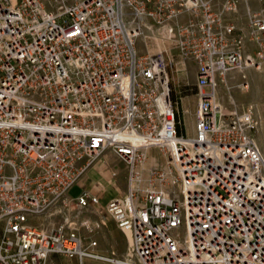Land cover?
Listing matches in <instances>:
<instances>
[{"label": "built area", "instance_id": "obj_1", "mask_svg": "<svg viewBox=\"0 0 264 264\" xmlns=\"http://www.w3.org/2000/svg\"><path fill=\"white\" fill-rule=\"evenodd\" d=\"M240 1L0 0V264H48L52 255L264 264L258 120L219 100L220 79L264 59V9L250 11L247 35L228 18ZM149 24L195 62L192 136L182 132L164 53L138 51ZM153 149L165 161L145 168ZM110 150L128 169L127 195L106 208L131 234L124 260L76 228L30 223ZM74 199L81 209L101 200L87 190Z\"/></svg>", "mask_w": 264, "mask_h": 264}, {"label": "rangeland", "instance_id": "obj_2", "mask_svg": "<svg viewBox=\"0 0 264 264\" xmlns=\"http://www.w3.org/2000/svg\"><path fill=\"white\" fill-rule=\"evenodd\" d=\"M151 25V26H150ZM151 29H145L146 35L150 36V39L139 38L137 41V48L141 54L163 52L168 61V71L173 87V94L175 100L178 101L176 106L177 112L180 109L183 118V125L181 126L182 132L186 136H192L194 129L192 126V117L190 109H194V113L198 104V83L195 80V74L197 75V68L195 62L190 59L185 61L177 49H174V44L163 42L167 36V30L164 28H158L154 24H149ZM146 41V42H145ZM249 42V41H247ZM256 49H254V55L258 52L257 44L252 41ZM260 62L264 59H258ZM172 62V63H171ZM261 67L257 66L247 67L232 70L228 73L225 79H220L219 82V100L221 105L228 110L244 111L252 109L258 120V129L254 134L257 142H259L264 155V61ZM261 64V63H260ZM178 75L180 76L178 78ZM189 110H187V109ZM186 110V111H185ZM179 115V112L177 113ZM196 114V113H195ZM112 151V150H111ZM114 152V151H113ZM114 155H104L103 165L108 172V175L112 178V183L102 190L99 185H95L98 191L97 193L100 199L107 198L110 195H121L122 192L126 193L120 197L124 198L128 191V169L127 165L120 160L118 155L114 152ZM157 163L164 162V158L157 149H153L150 155L149 162ZM150 164V163H149ZM151 164V165H153ZM86 176V175H85ZM84 176V177H85ZM83 177V178H84ZM82 181V180H81ZM79 182L68 195L60 200L55 207L42 216H37L30 219V223L38 226L41 229H53L59 226L65 228H76L79 232L88 238V240L95 239L94 226L90 224L87 227V220L90 218L88 211L81 209L77 206L74 197L83 190H87V187H91L93 183L85 181ZM101 185L105 186L104 183ZM79 188V191H76ZM76 189V190H75ZM89 191V190H87ZM99 212L98 214H100ZM109 227L111 228V236L114 239V244L120 249L126 242V237L121 234L119 229L115 228L113 222L110 221ZM95 229V228H94ZM94 232V233H93ZM99 238L98 234H95ZM117 239V241H115ZM107 243L104 239L102 244ZM108 244V243H107ZM117 260H124L123 257L117 252L114 255ZM48 264H80L76 256L68 257L62 255H52L49 258ZM83 264H118L110 261H97L93 259H87Z\"/></svg>", "mask_w": 264, "mask_h": 264}, {"label": "crops", "instance_id": "obj_3", "mask_svg": "<svg viewBox=\"0 0 264 264\" xmlns=\"http://www.w3.org/2000/svg\"><path fill=\"white\" fill-rule=\"evenodd\" d=\"M264 9V0H249V1H240V9L239 12L235 15H229L228 18L233 21L234 24H236L240 29H242L244 31L245 34H249V30L247 27V23H248V16L250 11H259V10H263ZM246 48L248 51H250V53L254 52V49H256L255 44L252 41H249L246 43ZM264 61V60H263ZM263 61H261L260 65H262ZM180 76L178 75V78ZM195 80H197V75L195 74ZM220 91V90H219ZM187 109V108H185ZM189 110V109H187ZM186 111V110H185ZM191 114L193 113V117H192V126L194 129V125H195V113H194V109H190ZM179 114L181 119L182 118V114L180 112L179 109ZM184 123V122H183ZM195 132V129H194ZM153 150L150 151V155L151 152ZM107 154L110 155H114L113 151H107L104 155L107 156ZM155 159V162H157V159ZM104 156L101 158V160L97 163L96 167L91 169L86 176L82 179V183H84L85 181H90L91 183H93V185L90 187H87L86 189L91 191V192H95L98 191V189L95 187V185H99L101 187L102 190H105V187L110 185V183H112V178L108 175V172H106V169L103 165L104 162ZM150 163V164H149ZM146 164L145 168L149 167L151 164H153V162H149ZM101 183H104L105 186L101 185ZM76 190V189H75ZM80 189L77 188L76 191H79ZM126 193V191L122 192L121 195L117 196V195H110L109 197H105L103 199L100 200L99 204H92L89 208L84 209L85 211H88V213L90 214V218L87 220V223L92 224L94 226V228L92 229V231H94V237L97 241H98V245L97 247H95V250L104 253V254H114L117 255V252L122 255L123 257L127 256V253L130 249V243H131V234L129 232H125L123 230H121L117 224L116 221L114 219V217L109 214L106 211L107 208V204L110 200L114 199V198H120L122 197L124 194ZM99 212H101L100 214H98ZM110 221L113 222V224L115 225L116 229H119L121 234L124 235L126 237V242L121 246L120 249L117 248V245L114 244V239H112L111 236V228L109 227L110 225ZM95 234L99 235V238H97L95 236ZM84 238L88 239L85 235L83 236ZM105 240L107 243L102 244V240ZM117 241V239L115 240Z\"/></svg>", "mask_w": 264, "mask_h": 264}, {"label": "bare ground", "instance_id": "obj_4", "mask_svg": "<svg viewBox=\"0 0 264 264\" xmlns=\"http://www.w3.org/2000/svg\"><path fill=\"white\" fill-rule=\"evenodd\" d=\"M148 163H149V160H148Z\"/></svg>", "mask_w": 264, "mask_h": 264}, {"label": "trees", "instance_id": "obj_5", "mask_svg": "<svg viewBox=\"0 0 264 264\" xmlns=\"http://www.w3.org/2000/svg\"><path fill=\"white\" fill-rule=\"evenodd\" d=\"M179 132H180V130H179Z\"/></svg>", "mask_w": 264, "mask_h": 264}]
</instances>
